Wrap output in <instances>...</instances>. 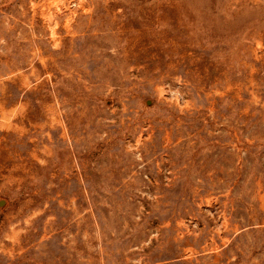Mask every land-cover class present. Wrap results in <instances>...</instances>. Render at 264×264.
Returning a JSON list of instances; mask_svg holds the SVG:
<instances>
[{
  "label": "rangeland",
  "instance_id": "1",
  "mask_svg": "<svg viewBox=\"0 0 264 264\" xmlns=\"http://www.w3.org/2000/svg\"><path fill=\"white\" fill-rule=\"evenodd\" d=\"M0 264H264V0H0Z\"/></svg>",
  "mask_w": 264,
  "mask_h": 264
}]
</instances>
